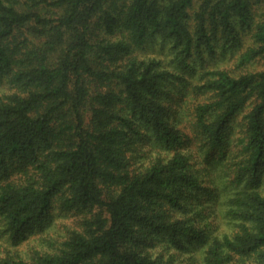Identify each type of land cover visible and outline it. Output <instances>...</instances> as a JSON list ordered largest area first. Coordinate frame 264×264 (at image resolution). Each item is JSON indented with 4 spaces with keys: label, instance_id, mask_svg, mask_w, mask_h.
I'll use <instances>...</instances> for the list:
<instances>
[{
    "label": "trees",
    "instance_id": "16d2710c",
    "mask_svg": "<svg viewBox=\"0 0 264 264\" xmlns=\"http://www.w3.org/2000/svg\"><path fill=\"white\" fill-rule=\"evenodd\" d=\"M0 87V264H264V0H0Z\"/></svg>",
    "mask_w": 264,
    "mask_h": 264
},
{
    "label": "rangeland",
    "instance_id": "374dc122",
    "mask_svg": "<svg viewBox=\"0 0 264 264\" xmlns=\"http://www.w3.org/2000/svg\"><path fill=\"white\" fill-rule=\"evenodd\" d=\"M161 46L158 44H149L146 46H142L141 48L136 50V54L139 56H145L147 55V53H152V52H158L160 51ZM211 61H213L214 59L212 57H210ZM218 62L220 64V66H226L229 67L233 70H235V68H232V64L234 62V59L230 58L229 60H227L226 63H224V61H222L221 59H218ZM214 62H212L213 64ZM232 66V67H231ZM255 66L251 65L250 68L253 69ZM4 87L2 88L3 91H5L7 89V85H3ZM1 89V87H0ZM180 91V88L177 87L176 89L173 90L174 94H178ZM71 217L72 214L71 213H65L63 211H59L57 210L54 219H52V221H50L46 226L44 231H40L39 228H36V230L31 233L29 236L30 238L23 243L20 246H15L11 243H9V245L7 246V248L14 254H19L21 256H31V254H33V252L36 249H40V248H46L47 243H49V240L51 241L53 237L55 236H59L60 234L63 233V224L64 222H67L68 220L71 221ZM226 227V225H225Z\"/></svg>",
    "mask_w": 264,
    "mask_h": 264
}]
</instances>
